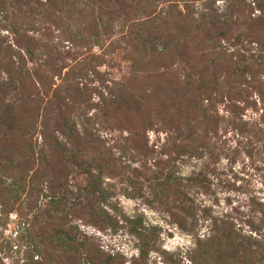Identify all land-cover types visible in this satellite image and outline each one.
I'll list each match as a JSON object with an SVG mask.
<instances>
[{
  "label": "trees",
  "instance_id": "obj_1",
  "mask_svg": "<svg viewBox=\"0 0 264 264\" xmlns=\"http://www.w3.org/2000/svg\"><path fill=\"white\" fill-rule=\"evenodd\" d=\"M105 1L0 0L2 21L10 22L14 18L13 30L19 37L15 44L5 48L0 41V71L6 74V78L0 74V187L4 197L14 198V204L23 203L26 210L20 213L17 245L18 253L26 249V256L12 260L11 264H52L46 258L35 259V255L41 257L46 245L79 255L77 264H126L121 255L90 248V238L78 228H68L66 224L52 226L46 238L47 233L37 222L45 215L63 221L85 211L96 227H120L109 211L113 209L112 195L104 179L113 176L119 168L127 172L134 161L141 167L134 170L138 175L129 176L131 185L140 183L144 176L142 180L153 192L163 187L164 193L168 187L172 188L170 174L164 170L156 173L149 166L152 153H149L146 128L131 130L130 137L125 139L126 149L118 141V146H112L108 136L102 135L101 126L97 128L101 118L107 121L119 115L144 114L136 86H130L132 91L106 88V83L111 81L104 80L96 69L91 73L82 69L75 72L81 64L63 76L65 67L57 63L58 58L50 59L49 54L42 63L40 58L47 56L44 53L47 46L43 47L35 37L22 35L24 28L20 26L24 23L19 24L18 20L23 14L37 12L44 21L46 11L54 18H58L56 11L66 13L69 40L84 45L92 53L90 62L102 59L94 55L93 47L103 51L105 40L111 41L119 32L122 41L116 42L115 47L120 49L122 44L132 50L134 77L148 72L145 66L176 58L183 43L184 63L188 62L190 52L205 53L208 60L202 58L196 65L189 64L190 73L184 69V106L177 108L176 116L188 121L184 124V134L188 135H184V148L174 142L175 151L190 158L203 157L201 148L195 144L197 124L206 129L213 126L217 134L224 126L238 147H251L253 152H248L251 158L257 150H261L258 155L264 156V0H178L184 3V12L170 6L168 12L154 19L157 7L151 11L153 4L149 0H111L109 5L102 4ZM200 2H204L202 11L197 10ZM219 2L226 3L224 10L218 6ZM135 8L151 19L131 22L129 17L136 12ZM125 18L128 21L122 23L121 19ZM35 27L32 29L37 31ZM89 74L100 78L101 89L90 88ZM57 79L62 81L59 86ZM105 89L109 90L108 94ZM178 91L174 88L173 92ZM94 96H98L97 104H92ZM219 105H224L225 115L219 111ZM170 107L169 112L175 108ZM93 110L95 115H91ZM70 111H77L78 123L69 115ZM249 111L260 115L258 120H247ZM93 120L96 126L92 125ZM114 150L120 157H115ZM79 171L85 176V185L80 186L81 195L77 197L69 184V175ZM184 182L208 187L202 174ZM132 197L145 196L141 192ZM256 206L260 207L257 210L260 225L252 224L251 235L237 230L229 220L207 216L204 211L202 218L210 223L209 235L197 239L190 255L191 264H264V204ZM194 209L192 206L187 211L189 217L199 215L200 211ZM124 221L132 225L133 235L143 242L139 259H134L132 264H144L150 252L144 245L146 236L130 219ZM0 264L4 260L0 259Z\"/></svg>",
  "mask_w": 264,
  "mask_h": 264
},
{
  "label": "rangeland",
  "instance_id": "obj_2",
  "mask_svg": "<svg viewBox=\"0 0 264 264\" xmlns=\"http://www.w3.org/2000/svg\"><path fill=\"white\" fill-rule=\"evenodd\" d=\"M149 1L153 4L151 11L157 7V12L152 16V19L168 12L171 9L170 6L172 9L177 6L178 11L184 12V3H180L178 0L172 2L167 0ZM207 1L204 0V2ZM204 2L197 4L198 11H202ZM102 4L109 5L111 0H106ZM102 4L100 5L102 6ZM58 6L61 8V5L58 4ZM218 6L224 10L226 3L219 2ZM135 11L130 14L131 22H145L151 19L143 11L139 12L136 8ZM44 14L46 15L44 21L41 20L43 16L39 17L37 12L35 15L28 13L27 17L23 14L22 19L18 20L19 24L24 23L20 26V28H24L21 30L22 35L35 37L43 47L47 46L44 50L47 56L39 57L41 62L47 60L49 54L51 55L50 59L53 56L54 59L58 58L57 63L63 68L65 67L63 76L81 64L75 72L82 69L91 73L96 69L103 74L104 80L111 81V83H106V88L108 86L111 89L122 87L132 91L130 86H136V96L143 101L144 114L141 116L119 115L107 121L101 118L97 121L99 123L97 128L101 126L102 135L108 136L112 146H118L119 143L124 149L127 148L125 139L130 137L131 130L146 128V140H149L150 146L149 153H152L149 166L156 173H159L158 170H164L165 174H170L172 177V188L168 187L164 193H162L163 187L157 188L153 192L142 180L144 176L141 177L140 183L137 185H131L128 181L129 176L138 175L134 170L140 169L139 162L134 161L131 167L126 169L127 172L123 168H119L113 176H106L104 181L112 195L111 208L113 209H109V211L116 218L120 227L112 228L108 225L96 227L92 225L95 222L91 217H87L85 211L81 215H70L63 221L51 220L49 216L45 215L37 222L42 227L44 234L47 233L45 237L47 238L49 228L52 226L66 224L68 228H78L83 235L88 236L89 242L92 243L90 248L112 255H121L127 262L126 264H132L134 259H139L140 246L143 242L133 235L132 225L124 221V218H128L134 222L133 226L138 227V231L146 236L144 245L150 252L144 264H191L190 255L196 248L197 239L209 235L210 223L202 218L204 211L207 212V216L212 214V217L229 220L237 230L244 234H253L252 224L259 226L261 219L257 213L260 207H257L256 204H264V161L261 160L264 156L258 155L261 150H257L256 153L254 151L256 155L251 158L248 155V152H253L251 147L246 145V148L238 147L234 136L232 133H226L224 126L223 130L217 134L213 126L206 129L197 124H195L194 138L195 144L203 152L202 158H190L184 156L183 153L179 155L173 145L174 142H178L179 146L183 145L184 148V135H188V133L184 134V124L188 121H185L184 117L176 116L177 108L184 106V69L190 73L191 69L187 66L198 64L202 58L208 60V55L205 53L202 55L199 51L193 54L190 52L188 62L184 63L183 43L176 58L153 66H145L148 72L134 77L135 66L132 63L134 61L131 55L132 50H127V47L122 44H120V49L115 47L116 42L122 41L119 32L114 34L111 41L105 40L103 51L99 47H93L94 55H100L102 59L90 62L89 56H92V53H89V50L83 47L84 45H76L69 40L67 33L70 23L66 13L56 11L55 14L58 18L50 16L47 11ZM90 14L95 19V14L92 11ZM121 21L126 23L128 19H121ZM15 22L14 18L10 22H4L0 16V41L4 48L10 43L15 44L19 39L13 30ZM31 23L32 26L29 25ZM34 26L36 29L38 28L37 31L32 29ZM128 29L129 27H126V30ZM0 74L6 78L5 72L0 71ZM106 74L111 75L107 76ZM89 75L87 84L90 85V88L92 90L101 89L103 83L100 78H94L92 74ZM179 80L182 81L181 84H179ZM56 82L59 86L62 81L57 79ZM174 88H178V93L173 92ZM104 91L107 94L109 92L107 89ZM93 99L92 104H97L98 96H94ZM169 106H175V108L169 112L167 111ZM218 108L221 114L225 115L224 105H219ZM94 110L91 115L96 114ZM76 112L71 113L70 111L69 115H72L73 120L78 123V113ZM259 116L254 111H249L246 119L254 122L258 120ZM91 123L96 126L95 120ZM114 154L115 157H120L117 150H114ZM197 174L203 175L208 187L184 182V179ZM69 177V184L73 192L77 197H80L79 189L81 185H85V176L79 171L70 174ZM141 192L144 194V198L132 197V195H138ZM185 196L189 197L185 198ZM13 204L14 198L4 197L0 187V259L4 260V264H11L12 260H22L26 256L24 254L26 249L23 248L21 253H18L17 246L20 233V213H25L26 210L21 202L15 203L14 206ZM192 206L195 208L194 211H200L196 218L187 215V211H190ZM5 211H12V213L7 214ZM42 235L39 232V236L42 237ZM254 235L257 237L256 234ZM41 252V257L35 255V259L46 258L52 264H77L80 258L79 255L69 254L54 245H46Z\"/></svg>",
  "mask_w": 264,
  "mask_h": 264
}]
</instances>
